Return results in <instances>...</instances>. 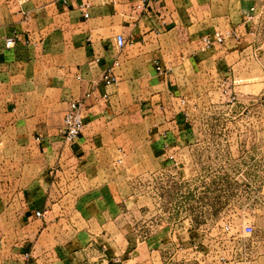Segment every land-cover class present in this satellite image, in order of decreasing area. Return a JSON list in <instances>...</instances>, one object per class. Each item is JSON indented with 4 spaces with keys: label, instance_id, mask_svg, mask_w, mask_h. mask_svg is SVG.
Segmentation results:
<instances>
[{
    "label": "crops",
    "instance_id": "0c3cea01",
    "mask_svg": "<svg viewBox=\"0 0 264 264\" xmlns=\"http://www.w3.org/2000/svg\"><path fill=\"white\" fill-rule=\"evenodd\" d=\"M251 6L264 27V0H0V264H21L25 253L26 264H179L184 239L165 216L173 210L155 197L152 205L139 183L152 171L168 177L183 149L181 178L202 177L189 151L201 127L184 109L200 82L239 103L262 92L264 30L249 32ZM214 28L238 36L199 49ZM114 60L117 79L105 82ZM73 99L85 100L84 127L66 142ZM246 153L252 147L235 145L222 156L240 165Z\"/></svg>",
    "mask_w": 264,
    "mask_h": 264
},
{
    "label": "rangeland",
    "instance_id": "374dc122",
    "mask_svg": "<svg viewBox=\"0 0 264 264\" xmlns=\"http://www.w3.org/2000/svg\"><path fill=\"white\" fill-rule=\"evenodd\" d=\"M209 90L200 82L195 93L187 96L184 108L201 127L200 145L189 151L197 162L195 174L202 177L194 181L181 178L187 158L183 149L179 154L182 163L177 170L163 172L168 174V177L162 174L163 178L159 171L155 176V171L149 172L139 186L151 194L152 201L155 197L158 206L172 208V213L165 215L166 219L177 224V237L184 239L176 246L175 261L179 264L190 263L196 257L213 261L217 253L228 256L234 249L233 234L250 247L254 264H264V88L253 101L241 103L228 97L219 98L213 92L207 95ZM240 109L246 115L252 114V122L243 119L241 124H235L233 118H224L227 116L224 112L231 114ZM237 126L242 133L235 138ZM235 145L240 152L242 148L245 151L252 147V153L250 156L246 153L244 159L254 157V165L246 166L243 158L240 165L224 160V154H232ZM249 169L254 178L245 179L240 175ZM204 174L216 177L206 180ZM152 205H156L154 201ZM245 222L253 225L250 235L243 232ZM223 223L230 225L229 230L221 228ZM191 244L196 246L191 248Z\"/></svg>",
    "mask_w": 264,
    "mask_h": 264
},
{
    "label": "built area",
    "instance_id": "2783aa9c",
    "mask_svg": "<svg viewBox=\"0 0 264 264\" xmlns=\"http://www.w3.org/2000/svg\"><path fill=\"white\" fill-rule=\"evenodd\" d=\"M146 1V0H142ZM89 3H83V15L85 17L88 16L87 8L89 7ZM140 6V5H138ZM244 19L249 21V32L251 34H255L258 32V28L260 26V14H258L257 8L255 6H251L247 12L244 14ZM237 37L235 29H218L214 28L209 32L203 33L200 36V40L198 42V48L201 50H207L210 47L214 46L217 43L224 42L229 37ZM16 43V37L14 35L7 36L5 38L4 45L6 47H10ZM126 43L124 36L121 33H117L115 35V45L118 49L123 47ZM118 63L117 60H114L101 74V78L105 82H115L116 75L114 73V67ZM156 68L158 70H162L160 65L157 64ZM105 95V94H104ZM236 96L234 93H231L229 96V100L235 99ZM85 100L84 99H73L68 103V107L65 110L62 117V135L66 142L74 141L78 135L81 133L84 127V111H85ZM36 215H40L41 212L39 210L35 211ZM221 228L229 230L230 225L228 223L221 224ZM243 232L246 235H250L253 232V225L250 222H245L243 227ZM237 237V241L235 240ZM241 237L233 234V251L227 256L220 253H217L213 256V261L206 260L205 258L196 257L192 262L187 264H254L253 254L251 252L250 247H246L244 240H241ZM241 241V242H240ZM239 244V245H238ZM191 248H194L196 244H191ZM28 254H24V261L21 264H26V258ZM212 260V259H211Z\"/></svg>",
    "mask_w": 264,
    "mask_h": 264
}]
</instances>
